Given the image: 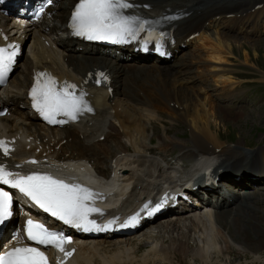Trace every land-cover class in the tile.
Here are the masks:
<instances>
[{"label":"bare ground","instance_id":"6f19581e","mask_svg":"<svg viewBox=\"0 0 264 264\" xmlns=\"http://www.w3.org/2000/svg\"><path fill=\"white\" fill-rule=\"evenodd\" d=\"M76 1L55 0L53 8L56 10L55 19L66 24V17ZM136 2L141 10L149 14L173 12L181 14L182 18L173 24L176 41L185 43L187 37L199 33L198 38L190 40L187 47L195 42L202 44L203 33L209 31L217 42L216 46L210 48V53L213 54V59L216 62H221L228 56L224 54V49L228 50L230 54L233 53L234 42L238 43V47H243L245 43L240 41L257 42L259 40L253 41L250 38L264 33V0H137ZM255 7L258 8L255 10ZM0 22L3 23L1 27H5V29L8 27L14 30L20 28L17 20L12 17L0 15ZM53 31L58 36V39L52 42L53 47H45L39 40L33 38L31 46L32 48L36 46V48L31 50V56L27 57L23 63V71H20L19 75L3 89V94L0 93V108H7L11 113L10 117H0V137L14 138L11 143L15 144L17 149L12 155V159L16 157L15 160L20 161L19 156H28L29 152H32L36 159L50 161L58 167V172L62 176L72 175L76 181L91 180V174L95 172L105 179V181L98 179L103 185L109 181L107 184L110 185V188L100 192L91 191L93 197L90 202L108 200L114 204L112 210L103 214L104 217L108 216L114 222L123 216L122 213H130L138 202L153 197L162 189L175 188L183 182V178L200 180L204 172L212 168L215 176L221 175L230 181L232 180L229 177L232 174L227 177L226 173L227 170L230 171V167L238 166L233 169V172L238 168L244 169L245 178L240 182L246 187L253 188L251 183H254L255 180H264V147L261 143L247 155L242 150L222 147L216 140L211 126L220 136L217 126L221 127L224 120L221 119L217 123L214 116L218 117L219 111L223 107L220 104L209 103L204 95L200 97L196 91L192 90V86L195 85V79L193 80L189 72L194 68L192 54H184V51L178 52L177 61L172 66L161 67L151 64L135 69L138 67L137 63H131L132 65L128 69H135L137 73L134 75V79L125 78L121 83L123 89L120 90L117 87L121 75L118 67H112L114 70L112 71L105 64L122 61L117 58L115 51L96 49L98 55L87 57L88 54L76 51V44L69 38L66 29L60 30L58 34L57 29ZM30 37L29 35L28 38ZM202 46L206 47L204 43ZM84 50L94 49L86 45ZM198 54L201 60V55ZM74 62L77 64L76 67L73 66ZM44 66H50L49 68L60 78L70 79H76L74 76L76 74L83 75L85 68L107 70L115 79L113 97H108L103 91L93 92L92 97V91L89 90L92 101L87 99L85 102L92 110L80 115L76 123L69 121L63 128L42 126L28 111L26 87L30 80L31 70ZM25 72L29 73V78L25 77ZM140 73H144L145 76L138 77ZM20 75L24 77L21 82ZM149 76L160 78L158 84L152 85V82L148 80ZM206 76L211 81L215 79L216 81L213 83L225 84L224 87L229 85L227 83L229 78L214 75V72L212 74L208 72ZM198 84H200L198 88L195 86L197 92L206 95V83L198 82ZM236 86L238 88L239 84ZM131 89L144 92L143 97H139L140 93L131 95L129 92ZM226 89L228 88L223 89L225 92L220 96L221 98H216L220 103L231 101L239 96L236 92ZM174 103L177 105L174 107L176 109H173V106L170 108V105ZM230 109L233 108L230 106ZM177 120L190 128L188 140L182 142L169 138L167 141L159 143L162 146L159 144L155 146L154 152L151 154L149 151L153 148L148 147V143H151L148 141L152 137L148 136L147 132L153 122L163 125L164 121L169 125L177 126L174 123ZM212 121L218 125L213 126ZM174 126L170 128L173 129ZM225 130L227 129L225 128ZM102 136L103 140H101ZM123 138L127 139L126 142L129 146L122 143L121 139ZM165 142H170V145L177 147L178 150L184 149L185 151L179 157L187 159V163L179 166L177 162L166 159V154L170 155L171 153L168 151V146L163 145ZM200 154L204 156L193 163V158ZM68 160L70 162L71 160H83L87 165H90L91 170L83 172L71 169H80L82 166H72L66 162ZM246 160L250 163L249 170H246V166L242 165ZM259 160L263 164H260ZM196 184L199 183L196 182ZM234 185L236 188L237 183ZM259 185L258 189L264 194V182ZM220 189L222 188L211 187L206 196H212L213 199L207 198L195 205V207L205 206L204 204H209L215 199L213 210H210L209 213H203L194 208L191 214L179 215L176 218L178 221L173 224L167 219L161 221L159 224L161 230L155 229L154 234H152V227H144L143 229H147L148 233L146 231L140 237L147 243L146 240L149 241L152 238L154 240L157 234L163 233L159 235H164L163 238L175 242L173 245L175 250H173L176 254L181 253L183 248V252L188 251V255L192 258L198 259L205 256L206 248L202 246L188 248L185 242L192 240L190 234L195 230L208 232L212 228L205 224L211 222V214L214 218L216 217L214 208L236 209V195L234 193L214 195L215 190ZM227 189L231 190L230 187ZM260 191H255L249 196V200H254L255 203V207L248 208L250 213H257L259 207L256 205L259 201L264 200ZM241 215L242 212L240 217ZM255 218L256 221L258 220L257 226L262 224L259 221L262 218V212L255 215ZM210 233L213 238V232ZM137 234L138 232L130 236L132 239L105 237L108 239L102 241L99 238H84L78 242L73 239L70 246L73 247L74 254L67 259L61 257L60 262H62L61 264H165L166 261L170 262V249L164 250L166 246L164 247L162 242L166 240L162 238L149 242L150 248H147L141 257H137L135 247L133 248L136 246L133 243H136ZM178 242L180 245L177 244ZM110 252L112 254H109ZM57 260L54 259L55 264H57Z\"/></svg>","mask_w":264,"mask_h":264},{"label":"snow or ice","instance_id":"6c2138e0","mask_svg":"<svg viewBox=\"0 0 264 264\" xmlns=\"http://www.w3.org/2000/svg\"><path fill=\"white\" fill-rule=\"evenodd\" d=\"M133 7L129 0H79L71 17V27L75 35L89 40L114 43L135 40L139 33L145 30L147 21L135 15L124 14V10ZM6 51V49H0V77L9 71L18 52L14 49L5 55ZM75 87L67 83L57 86L52 77L38 73L30 92L32 107L49 124L76 121L80 114L92 109L85 102L84 94L75 95ZM57 117L64 119H57ZM0 151L5 156L10 153L4 141H0ZM27 163L35 164L36 161L30 160ZM0 184L18 190L45 213L76 229L85 232L104 231L108 230L112 224L110 221L101 226L89 218L94 213L100 215L103 213L90 203L93 193L79 184H69L51 175L38 172L21 175L3 166H0ZM164 202L161 201L151 209L146 204L142 211H147L149 215L154 214L160 210ZM12 206V196L7 191L0 190V224L12 216ZM139 216L140 213H137L129 217L121 227L134 226ZM23 235L35 245L51 246L63 253L65 259L73 255L72 251L65 250V245L71 243V238L62 232L50 230L38 220L27 219ZM0 264H48V257L41 247L24 244L0 254Z\"/></svg>","mask_w":264,"mask_h":264},{"label":"rangeland","instance_id":"374dc122","mask_svg":"<svg viewBox=\"0 0 264 264\" xmlns=\"http://www.w3.org/2000/svg\"><path fill=\"white\" fill-rule=\"evenodd\" d=\"M260 39L261 40L257 39V40H259L257 42L240 41V42L245 43V45H243V47H238V43L236 44L234 42L233 53L236 54L237 56H239L241 59H243V61L240 63L241 65H238L235 61H230V60H232V58H229L226 63L214 64L220 70H226V72H228V74H229L230 70H234L233 73L237 74V71L242 70V69L256 73L255 75L248 76L250 81H244V77L240 78V77H242L241 75H238L239 78H233L231 76L224 77V74L214 72V71H216L215 68L212 69V72H214V75H219L223 78H229V81L227 83L234 81L236 85L239 84L238 88L236 85H234L236 87L229 86L228 89H226V90L230 89L231 91H234L237 94H239V96L237 98L233 99L234 101H237V102H235L236 106L244 105L246 107V112H244L245 111L244 108H241L240 110L235 111V108L232 106L231 103L226 105V106H222L223 108L220 109V111H219L220 114L218 116V117H220V119H218L217 116H214L216 119V122L218 123L219 121H221V119L225 120V116L223 114H228V113L232 117V119L235 121H229V122L223 121L224 123L221 122L222 123L221 127H218L219 125L216 124V122H212V125L213 126L218 125L217 128L220 132L219 135L222 138L235 141V143L239 142L244 147L245 146H252L253 147L254 145L260 144V143L264 144V35L261 36ZM207 44L213 45L214 43L209 41ZM201 60H202V55H201ZM209 61L214 62L213 60H210V59H209ZM202 62H204V61H202ZM221 62H224V59ZM221 62H216V63H221ZM245 62L255 65V67H257L259 70L255 69L252 65H249V66L246 65ZM233 64L236 67H233L234 66ZM241 66H243V67H241ZM193 69L191 71H189L190 76L194 72ZM244 73L250 74L248 72H244ZM144 76H145L144 73H143V75H142V73H140V75H138V77H141V78H143ZM193 80H194V78H193ZM167 81H170V79H167ZM212 81H216V80L212 79ZM200 83L205 84L204 81H200ZM192 85H193V83H192ZM210 85H211V92H213L212 94L214 95V98L210 97V95H207V94L205 95L204 93L202 94L201 92H197V90L195 89V86H192V90L196 91V93H198V95L200 97H202L204 95V97H206V100H208V102L211 104H221L219 101L216 100V98L219 99V98H221L220 96L224 95L225 90H223V89L226 88V86L224 87L225 84L220 85L219 83L213 84L211 82ZM196 93H194V94H196ZM143 95H144V92H140L139 97L142 98ZM172 106H173L172 107L173 109H176L174 107H176L177 105L174 103V104H172ZM230 106L233 108L232 110L230 109ZM170 108H171V106H170ZM163 123H166V122L163 121ZM157 125H160V124H157ZM160 126H162V133L158 137L159 143L163 142V141H167L169 138H171L173 141L186 142L189 138L190 131H188V130H190V129L186 128L185 126L183 128H178V129H181V131H177L175 128H173V131H169L168 127L165 128L166 126H163V125H160ZM172 126H174V125H169V128ZM174 127H177V126H174ZM156 128L157 129H155V131H154L155 135H153L154 138L157 137V133H159L161 131V127L156 126ZM225 128L227 130L224 131ZM147 134L149 136H152V132H150V131H148ZM179 136L182 138V140L180 139ZM183 138H187V139L183 140ZM151 140H152V138H149L148 142H151ZM158 140H155V145L158 143ZM163 147H165V146H163ZM177 150H178V148L176 147L174 150V153L176 155L178 154ZM243 152L246 154L245 151H243ZM248 204H249L248 208L255 207L254 200H250V203H248ZM252 205H254V206H252ZM262 206H264V202L262 203ZM259 209L262 212V218L259 220L262 222V224H259L257 226V224H258V220H257L255 223L256 224L255 226H257V227H255V226H253L254 224L251 222L252 227H251L250 235L249 236L247 235L249 238H251L253 241H255L256 244L258 245L257 251L260 250L258 252L260 259L255 264H262L261 261L264 260V207H259ZM249 213H250L249 211L242 212L241 219L244 218L245 214H249ZM250 215L253 219H256L253 212H251ZM246 221H249V220H246ZM252 228H254V229H252ZM200 231H202V230H200ZM159 234H163V233H159ZM159 234H157V236H156V238H154V240L159 239V238L164 239L163 238L164 235H159ZM212 235L214 236V233ZM234 236L236 237V240H232V242L235 246V249L233 248L231 252H228V253H212V255L209 259L195 261V262H193V264H229V263H226V259H232L234 264L242 263V261L247 262L248 256H250V254L252 255L253 252L257 253V251L254 250V248L251 244H248V240L243 235H240L238 232H235ZM154 240H153V238L151 240L149 239V241L146 240L147 243H144L145 241L143 240L142 242L139 243V245L137 242L133 243L134 245L136 244V246H135L136 251L135 252L137 253V255L141 257V255L147 249V244L149 242L154 241ZM164 240H166V239H164ZM242 241L246 242V245ZM169 242L171 243V246L166 245V241H163L162 245H164V247L166 246L164 248V250H169V249L171 250V251L169 250V257H170V262H171L172 258L170 256V253L173 251L176 254V252L174 251L175 249L173 247L175 242H172V241H169ZM197 242H200V241H197ZM177 244L180 245L179 242ZM185 244H187V242H185ZM187 247H188V245H187ZM133 248H134V246H133ZM188 248H190V247H188ZM112 249H110V250H112ZM137 250H138V252H137ZM111 252L109 254L113 253V252L112 253ZM178 253L182 254V255L184 254L185 256H189L188 251L183 252V248L181 250V253L180 252H178ZM247 253H250V254H247ZM182 258H185V257L182 256ZM216 258H217V260H216ZM181 264H189V263L188 262L183 263V261H181Z\"/></svg>","mask_w":264,"mask_h":264}]
</instances>
